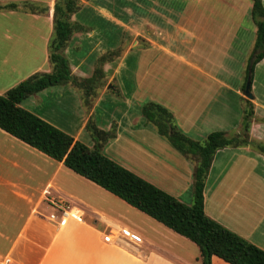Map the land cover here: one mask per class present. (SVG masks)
Here are the masks:
<instances>
[{
  "label": "crops",
  "instance_id": "crops-1",
  "mask_svg": "<svg viewBox=\"0 0 264 264\" xmlns=\"http://www.w3.org/2000/svg\"><path fill=\"white\" fill-rule=\"evenodd\" d=\"M24 1L47 11L0 9V94L50 70L56 0L0 4ZM77 3L70 17L77 28L64 54L78 78L89 77L98 59L108 56L101 66L104 85H93L88 98L74 82L54 85L20 106L90 147L88 125L113 131L102 147L107 157L190 204L193 163L145 120L142 106L163 105L184 134L202 140L214 130L241 134L250 102L249 142L214 154L204 181V211L264 249V57L248 69L256 35L251 0ZM170 59L182 65V76L176 66L163 65ZM59 207L70 215L62 220ZM125 214L138 221L124 223ZM0 264L201 260L195 243L0 128ZM211 264L228 263L212 256Z\"/></svg>",
  "mask_w": 264,
  "mask_h": 264
},
{
  "label": "trees",
  "instance_id": "trees-1",
  "mask_svg": "<svg viewBox=\"0 0 264 264\" xmlns=\"http://www.w3.org/2000/svg\"><path fill=\"white\" fill-rule=\"evenodd\" d=\"M251 2V16L256 25V35L248 61L250 71L255 63L264 57V8L262 0ZM0 9L45 13L47 6L24 1L21 4H0ZM78 9L77 0H56L53 30L48 43L50 70L35 72L4 94H0V128L49 157L61 161L73 172L195 243L199 248L201 264H211L212 256L228 264H264V249L212 219L204 211V181L214 154L221 148L249 142V123L253 115L250 102L244 110L241 134L229 137L224 131L214 130L207 133L202 140H195L184 134L175 124L172 113L163 105L149 101L142 106L141 114L145 120L151 123L157 133L173 148L193 163L190 204L180 201L107 157L102 152V147L114 136L113 131H103L94 125H88L94 141L90 147L20 106L31 94L54 85L74 82L78 86L81 85L84 97L87 98L93 85H104L101 66L109 59L108 56L98 59L89 77L78 78L71 73L69 61L64 54L65 47L77 28L70 17Z\"/></svg>",
  "mask_w": 264,
  "mask_h": 264
},
{
  "label": "rangeland",
  "instance_id": "rangeland-1",
  "mask_svg": "<svg viewBox=\"0 0 264 264\" xmlns=\"http://www.w3.org/2000/svg\"><path fill=\"white\" fill-rule=\"evenodd\" d=\"M184 60L185 59H187L186 58V55L184 54ZM162 63H163V65H167V66H176L177 67V69H179V73H178V75L179 76H182L184 73H182V71L180 70V67H178V66H182L180 63H175V62H173V59H170V61H166V60H162ZM215 127V126H214ZM83 137V136H82ZM83 139H86V138H84L83 137ZM86 141V140H85ZM167 142V141H166ZM168 143V142H167ZM104 153V152H103ZM113 157H116V159H119L118 157L119 156H115V155H113ZM122 159V158H121ZM117 161V160H116ZM120 161H123V160H120ZM98 203L99 204H103L101 201H98ZM125 217H126V220H125V222L124 223H127V222H137L138 221V219L137 218H132V214H128V215H126L125 214Z\"/></svg>",
  "mask_w": 264,
  "mask_h": 264
},
{
  "label": "built area",
  "instance_id": "built-area-1",
  "mask_svg": "<svg viewBox=\"0 0 264 264\" xmlns=\"http://www.w3.org/2000/svg\"><path fill=\"white\" fill-rule=\"evenodd\" d=\"M57 211L60 212V217H61L62 220H63L64 218H66L67 216L70 215V214H69V209H68V208L59 207V208H57ZM50 218L54 219V218H55V215H54V214H50ZM104 239L107 240L108 237L105 236Z\"/></svg>",
  "mask_w": 264,
  "mask_h": 264
},
{
  "label": "water",
  "instance_id": "water-1",
  "mask_svg": "<svg viewBox=\"0 0 264 264\" xmlns=\"http://www.w3.org/2000/svg\"><path fill=\"white\" fill-rule=\"evenodd\" d=\"M245 94L246 96L250 97V93H249V80H247L246 85H245Z\"/></svg>",
  "mask_w": 264,
  "mask_h": 264
},
{
  "label": "bare ground",
  "instance_id": "bare-ground-1",
  "mask_svg": "<svg viewBox=\"0 0 264 264\" xmlns=\"http://www.w3.org/2000/svg\"><path fill=\"white\" fill-rule=\"evenodd\" d=\"M73 214H75V215H77V213L76 212H72Z\"/></svg>",
  "mask_w": 264,
  "mask_h": 264
}]
</instances>
